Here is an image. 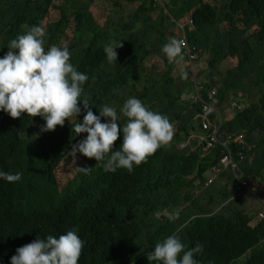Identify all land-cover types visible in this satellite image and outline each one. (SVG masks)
Instances as JSON below:
<instances>
[{"label":"trees","instance_id":"1","mask_svg":"<svg viewBox=\"0 0 264 264\" xmlns=\"http://www.w3.org/2000/svg\"><path fill=\"white\" fill-rule=\"evenodd\" d=\"M59 2L0 0V58L10 41L23 34L21 25L42 24L45 51L66 46L70 63L87 75L81 100L87 97L94 114L112 106L123 127L127 118L121 109L135 97L166 116L174 136L146 162L133 165L131 173L124 168L106 172L107 157L100 162L84 158L79 168L90 171L78 168L61 186L56 178L59 164L87 135L73 130L83 121V105L75 119L51 132H41L45 121L39 116L12 119L0 110V171L22 173L17 182L0 178V264H10L19 247L37 238H58L71 230L84 241L78 264H160L147 255L170 235H177L186 251L202 245V252L193 257L197 264H264V221H256L263 210L246 212L235 205L239 203L235 197L228 200L237 193L235 174L264 187V0H166L164 6H155L153 0ZM96 3L108 4L103 24L91 10ZM53 8L59 19L45 26ZM190 18L192 28L185 26L189 43L211 54L202 97L217 86L212 70L227 58L235 66L220 76L219 102L240 92L254 97L248 89L251 84L258 87L252 102L222 122L225 139L241 137L230 140L238 169L221 172L231 188L218 190L217 203L212 197L200 203L193 188L219 165L224 148L218 144L204 154L202 143L199 150L192 144L201 103L191 98L195 87L191 67L177 70L178 63L162 51L175 35H182L177 21ZM113 42L123 46L116 49V62H109L104 48ZM156 55L163 61L162 70L149 68ZM181 55L185 61L183 50ZM101 122L107 118L101 117ZM122 141L121 132L114 151ZM227 200L228 206L223 203Z\"/></svg>","mask_w":264,"mask_h":264},{"label":"clouds","instance_id":"2","mask_svg":"<svg viewBox=\"0 0 264 264\" xmlns=\"http://www.w3.org/2000/svg\"><path fill=\"white\" fill-rule=\"evenodd\" d=\"M165 2L166 0L164 4ZM21 28L24 30L23 34L10 41L7 53L0 58V110L7 113L10 118L19 119L22 114L32 118L39 116L45 121L41 132H51L58 126L62 127L69 118L77 117L81 112L79 105L82 104L85 110L83 121L75 124L73 130L77 135L81 133L87 135L85 139L73 145V151L75 155L78 152L96 162L105 161L107 157L103 165L106 172L124 168L131 173L133 165L139 166L159 148L170 144L174 136L173 124L166 116L149 110L138 98L131 97L123 104L121 112L127 118L123 127L118 123L117 111L112 106L105 105L99 111V115L94 114L87 97L81 100L82 85L88 77L78 72L70 63L69 49L66 46L53 45L45 51L46 28L42 24L31 27L23 24ZM178 32L182 31L178 29ZM181 37L182 35L179 36V40L172 39L162 49L169 60L176 63L183 59L181 53L184 41L180 40ZM122 46L120 42H113L104 48L109 62H116V49ZM185 61L187 62V57ZM233 102L236 101L231 103L234 108ZM101 117L107 118L108 122L102 123ZM197 118L200 120L201 128L200 114ZM121 132L122 145L119 150L114 151V144ZM194 138L195 134L192 139ZM233 140L236 141L235 138ZM187 143L188 141L184 145ZM228 143L230 145V141ZM79 169L87 173L91 168ZM210 171L213 172L212 168ZM216 175L212 173L206 176L207 186ZM21 177L20 172L12 174L0 171V178L10 183L19 181ZM210 178L211 181L208 182ZM241 179L248 184L245 189L241 188L242 190L238 185V190L248 193L250 183L244 178ZM236 180L238 182V178ZM172 218L175 219L176 215ZM256 221L261 222L257 218ZM83 248L84 241L75 230H71L59 235L58 238L49 235L19 247L16 254L11 257L10 264H78ZM202 250V245L197 244L186 251L179 237L170 235L155 245L154 250L148 253L147 259L158 261L160 264H197L193 258L194 254L201 253Z\"/></svg>","mask_w":264,"mask_h":264},{"label":"rangeland","instance_id":"3","mask_svg":"<svg viewBox=\"0 0 264 264\" xmlns=\"http://www.w3.org/2000/svg\"><path fill=\"white\" fill-rule=\"evenodd\" d=\"M58 3H60L59 0H58ZM91 10L95 17V20L98 23L103 24L105 21V15L108 11V4L96 3L95 6ZM58 19H59L58 10L55 8L51 9L46 19L45 26H47L49 23H52ZM175 31H177L176 28H175ZM179 36H180L179 34L175 35L174 39L179 40ZM69 39L70 37L68 36V39L66 40V44L68 43ZM171 40H169V42ZM200 52L202 56L200 55L199 60L196 63H194V70H196L197 74H199V76L202 77L201 80H204L206 77H208L205 74L206 73L208 74L210 72L208 68L207 60L208 58L211 57V54L209 51H206V50H202ZM229 60L230 59L227 58V60L222 61L217 66H215L214 69L212 70L213 77L216 81L217 86L219 85L221 86L220 76L223 75L227 69L235 66V64L233 62H230ZM148 65H149V68H156L158 70L163 69V61L158 55L154 56V58L148 63ZM186 67H187L186 64H184V61L182 60L178 63L177 70H180L181 72H183ZM177 70L175 69L174 72L177 73ZM248 90L255 93V96H256V93L258 92V87H255L254 84H251ZM254 97H252L251 95L245 97L242 95V92L238 94H232L229 96V98H227V103L225 104L226 105L225 107L227 109H230V105H229L230 100L238 102L240 104V109H237L234 107L233 112L235 114L237 110H241L245 106V104L249 103V100L252 102L254 100L253 99ZM72 119H75V117H72ZM183 145L184 143H182L180 146L182 147ZM84 158L86 157L79 154L78 152L75 155L74 151L72 150L69 153V155L66 156L65 159L59 164L56 170V178L58 182L61 184V186L64 185L66 181L74 175V173L80 167V164ZM206 176H207V172L204 175V182H205ZM226 176L227 175L217 176L215 180L213 181L215 183L214 184L211 183L207 187L205 186L204 182L199 183V181H196L195 186L193 188V193L194 194L198 193L197 197H199V202L202 204H205L209 202L212 197V202L216 200V203H217V200L219 198L221 199L220 194L218 193V190L222 189L224 183L227 182ZM249 183H250L249 192L248 193L243 192L242 195H245V197L240 199L239 203L238 202L235 203V205L238 206L239 209L244 210L246 212H252L254 209H259L261 207H264V187H260L258 185L259 184L258 180H253L252 182H249ZM223 203L226 206L229 205L228 201H223Z\"/></svg>","mask_w":264,"mask_h":264},{"label":"built area","instance_id":"4","mask_svg":"<svg viewBox=\"0 0 264 264\" xmlns=\"http://www.w3.org/2000/svg\"><path fill=\"white\" fill-rule=\"evenodd\" d=\"M153 1L155 2V5L164 6L165 0H153ZM186 25H188L189 27L193 26V20L190 18L185 22L177 21V26L179 27L178 29L182 31V37L180 40L184 41V45L182 49L187 57V63L191 67V71L193 69L192 77L195 85V92L193 95H191V98L193 97L197 98L201 103V113H200L201 129L207 132L206 135L200 137L202 148L204 154L209 153L218 144L222 145L224 148L223 155L220 160V164L212 167L213 174H219L224 169H231L235 172V170L238 169V164L233 156L232 149L228 141L224 139L223 134L221 132L222 122L213 121L212 118V115L215 114L217 111L216 104H217L218 86H214L208 91L207 98L202 97L201 91L204 87V84L207 82V79L205 78L204 80H201L202 77L199 76V74H197L196 70H194V63L197 62V60L200 57V54H199V50H197L195 46L192 47L189 44V41L185 34ZM233 106L240 108L237 102H233ZM235 175L238 178V185L240 189L241 188L245 189L248 183L245 180H242L238 174ZM207 181L210 182L211 178L208 179ZM257 219L259 221H263L264 212L259 213Z\"/></svg>","mask_w":264,"mask_h":264},{"label":"crops","instance_id":"5","mask_svg":"<svg viewBox=\"0 0 264 264\" xmlns=\"http://www.w3.org/2000/svg\"><path fill=\"white\" fill-rule=\"evenodd\" d=\"M182 33V32H181ZM184 64H186V66H188V63L186 62V61H184ZM228 98H229V96H228ZM227 103V99H226V101L225 102H219V98L217 99V112H216V114L214 115V117H213V120L214 121H217V122H223V120H229V119H231L233 116H234V108L232 107V105H231V103H232V100H230V102H229V105H230V109H227L225 106V104ZM222 126V125H221ZM223 134V133H222ZM223 137H224V135H223ZM241 137V135H234L233 137H229L228 139H225V137H224V139L225 140H227V141H232L234 138L236 139V140H238L239 138ZM226 174H228V171H226L225 172ZM209 175H212V173H211V171H208L207 172V176H209ZM219 175H223V173L221 174H217L216 176H214L213 177V181L215 180V178L217 177V176H219ZM212 181V183L214 184L215 182H213ZM204 184H205V186L207 187V184H206V182H204ZM197 185V184H196ZM209 186V185H208ZM224 186H226V189H230L231 188V185H229V184H226V183H224V185H223V187ZM236 191H237V193H235V194H231L230 195V197H229V199L228 200H230V199H233L234 197L236 198V200H238V201H240V199H242V198H244L245 197V195H242L243 193L242 192H240L239 190H238V184H236ZM195 192H197V191H195ZM196 195H198V193L196 194ZM227 200V201H228ZM259 211H261V210H263V208H259L258 209ZM254 222H256V221H254Z\"/></svg>","mask_w":264,"mask_h":264},{"label":"water","instance_id":"6","mask_svg":"<svg viewBox=\"0 0 264 264\" xmlns=\"http://www.w3.org/2000/svg\"><path fill=\"white\" fill-rule=\"evenodd\" d=\"M194 129H195V138L192 140V144L197 148V150H199V144H200L199 137L207 134L206 131H203L200 128L199 118H196L194 120Z\"/></svg>","mask_w":264,"mask_h":264}]
</instances>
